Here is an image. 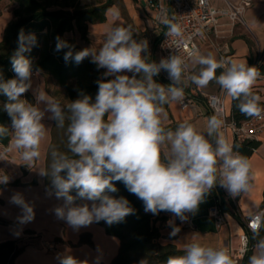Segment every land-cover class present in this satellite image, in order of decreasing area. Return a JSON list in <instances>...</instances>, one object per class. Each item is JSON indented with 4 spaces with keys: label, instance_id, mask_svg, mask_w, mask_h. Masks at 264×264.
Listing matches in <instances>:
<instances>
[{
    "label": "clouds",
    "instance_id": "clouds-1",
    "mask_svg": "<svg viewBox=\"0 0 264 264\" xmlns=\"http://www.w3.org/2000/svg\"><path fill=\"white\" fill-rule=\"evenodd\" d=\"M164 23L171 34H180L177 24L167 19ZM133 37L130 25L114 26L98 52L90 48L74 52L67 41L56 37L55 50L68 49L63 57L66 62L79 64L91 57L98 68L106 69L104 77H113L97 81L94 101L90 95L82 94L61 105L37 94L36 101L45 105L42 110L23 99L33 75L32 60L25 53L31 52L37 43L35 34H25L23 30L10 59L15 77L5 80L0 74V94L7 97L3 111L11 118V147L21 151L24 161L40 157L46 112L51 114L49 119L55 121L56 127L64 130L67 151L53 147L51 163L40 175L51 182L47 195L63 201L53 209L56 218L74 230L101 221L111 226L134 214L125 197L106 194L118 191L114 182H122L130 194L140 199L146 213L170 212L181 222L188 220L189 213L194 215L198 211L217 185L232 197L251 188L250 163L240 153V145L229 143L221 135L224 122L217 115L208 117L203 133L188 121L180 122L174 129L165 128L162 115L164 105L184 101L189 82L198 88L215 82L237 102L241 114L259 117L262 112L259 97L251 91L260 76L257 68L247 62L194 52L199 69L185 79L187 65L181 56L173 54L157 63L150 60L148 41ZM162 70L171 81L167 86L153 79ZM9 130L0 125V138L7 137ZM8 180L7 176L0 178V184ZM72 190H76L75 196ZM78 198L91 203L77 204ZM10 203L21 210L17 217L19 224L34 220V208L21 193H14ZM168 225L170 236H176L180 228L171 220ZM249 227L257 242L248 264H264V237L260 236L264 212L252 215ZM58 259L59 264H80L72 255ZM164 264H233V261L227 250L194 241L185 246L182 255L168 256Z\"/></svg>",
    "mask_w": 264,
    "mask_h": 264
},
{
    "label": "crops",
    "instance_id": "crops-1",
    "mask_svg": "<svg viewBox=\"0 0 264 264\" xmlns=\"http://www.w3.org/2000/svg\"><path fill=\"white\" fill-rule=\"evenodd\" d=\"M238 2L239 0H229ZM82 5H91L93 0H79ZM216 7L223 5L224 0H209ZM154 12L149 9L143 0H111L110 6L105 10V20L102 22L87 24V40L80 38L77 31L66 33L67 37L75 38L80 50L90 48L99 51L102 47L106 34L117 25L131 26L134 31V39L137 41L147 40L150 56L155 58L160 37L166 24L157 27L153 22ZM244 23H235L230 26L226 18H221L217 28L216 36L199 43L198 54H213L217 59L226 58L236 62H247L250 66L264 64V0H252L251 5L243 15ZM11 20V4L5 0L0 1V38L6 24ZM219 46H226L227 53L221 55ZM91 58V57H90ZM185 79L189 74L197 72L199 65L192 57L187 61ZM104 72L106 69H103ZM220 70H217L219 75ZM129 76L132 73H124ZM169 84L171 81L165 71L164 76L160 74ZM112 79L113 77H109ZM49 77H44L36 73L31 78V87L26 92L29 101H34L37 107L44 109L42 103L39 106L36 95L42 94L46 100L49 97L47 85ZM220 86L211 82L205 88H198L191 82L185 88V94L196 96L194 102L186 108H182L178 102L171 101L164 108L162 115L163 126H177L180 122L188 121L192 123L200 132H206L207 119L211 116L201 94L216 93ZM251 91L259 97L264 108V75H260L252 86ZM29 97L31 99H29ZM54 102V101H53ZM225 107L228 114H231V97L226 94ZM46 127L45 136L40 144V157L32 162H26L21 157V152L15 148L6 147L0 144V178L7 176L8 182L0 189V242L14 240L17 245H23V251L14 259L15 264H59V256L72 255L80 264H100L108 263L116 254L118 249V239L108 235L103 228L95 222L88 227H81L78 230L71 228L65 221L57 219L53 209L63 203L56 197L48 196L44 185V177L40 172L44 170V159L47 146L50 141L49 121L43 122ZM221 135L229 142L233 143V136L230 132H222ZM257 147L248 157L250 163V184L251 188L246 193H241L231 198L227 191L215 186L205 201L200 204L198 211L193 215L188 214V220L181 222L172 213H169L165 223L161 228L162 242H172L177 248L184 249L185 246L194 241H198L205 246L216 249H224L226 246L235 248L238 244L239 236L244 232V224L240 219H244L260 209L262 192H264V132L257 140ZM9 155V157H8ZM19 161L25 166L20 167ZM18 162V163H17ZM18 179L19 184L12 182ZM21 193L25 200L29 202L35 212L33 221L21 225L17 217L21 214L18 206L10 203V198L14 193ZM224 202L221 213L224 216V223L220 228L216 227L215 219L210 215V210L218 203ZM77 204L91 203L86 200L76 201ZM98 203V201H97ZM240 216L237 219L233 212ZM174 221L175 226L180 228L179 233L170 236L171 227L168 221ZM90 233L92 245L86 242H79L80 235ZM19 233V235H17ZM264 237V234H260ZM250 249L247 252L250 257L254 252V245L257 239H251ZM54 242L55 247L50 249L47 243ZM246 254V256H247ZM245 256V257H246ZM248 257V260H249ZM245 259V258H244ZM248 264V262H247Z\"/></svg>",
    "mask_w": 264,
    "mask_h": 264
},
{
    "label": "trees",
    "instance_id": "trees-1",
    "mask_svg": "<svg viewBox=\"0 0 264 264\" xmlns=\"http://www.w3.org/2000/svg\"><path fill=\"white\" fill-rule=\"evenodd\" d=\"M1 1V0H0ZM11 4V20L6 24L0 38V74L4 79H12L15 73L12 70L10 59L17 48L18 35L23 30L25 34L33 33L36 36V45L31 52L25 53L32 60L33 71L40 73L44 77H49L54 85L55 92H47L54 102L56 94L62 93L64 98L61 105H66L70 101L77 99L82 94L90 95L95 100L98 92L97 81L101 79H110L104 77L103 68L91 62V58H85L81 63L64 60V54L67 48L56 51V37L67 41L73 51H80V47L75 38L67 37L66 33L77 31L80 38L87 40V24L102 22L105 20V10L110 6L111 0H93L91 5H82L79 0H5ZM150 60L155 61L154 56ZM264 75V64H251ZM139 78V76H137ZM156 82L167 86L169 83L159 75L153 78ZM48 88V86H47ZM253 93V92H252ZM254 94V93H253ZM196 97V96H195ZM7 102V97L0 94V125L8 127L7 137L0 138V144L7 146L11 139V118L3 111V104ZM236 101L231 98V117L237 123L248 119L249 117L239 112L236 107ZM260 107L262 102L258 101ZM167 107V104L163 106ZM50 141L45 152L44 170L51 163L50 151L53 147L60 151H67V137L63 129L56 127L55 121L50 119ZM165 128L175 127L172 125ZM233 144L240 145L239 151L247 159L251 152L257 147L255 140H233ZM63 175V173H62ZM15 179L12 184H19ZM118 191L116 193H106L114 197H125L130 206L135 210L134 214L128 215L120 223L111 226L101 221L96 223L101 226L104 232L118 239L119 245L116 254L108 263L100 264H140L145 260L147 264H164L170 255H182L184 249H179L172 242H162L161 228L165 223L170 212L161 211L158 215L146 213L143 202L135 195L130 194L122 182H114ZM4 184H0V189ZM44 185L50 189L51 182L44 177ZM71 194L76 195V190ZM264 197V192H262ZM81 199H77L79 201ZM222 208L224 202L217 203ZM260 209L264 211V198H262ZM237 219L240 216L233 212ZM241 220V219H240ZM260 234H264V229ZM172 239L173 236H167ZM253 234H250V243H252ZM79 242H86L92 245L90 233L80 235ZM23 245H17L14 240H5L0 242V264H15L14 259L23 251ZM243 260L247 264L248 256Z\"/></svg>",
    "mask_w": 264,
    "mask_h": 264
},
{
    "label": "built area",
    "instance_id": "built-area-1",
    "mask_svg": "<svg viewBox=\"0 0 264 264\" xmlns=\"http://www.w3.org/2000/svg\"><path fill=\"white\" fill-rule=\"evenodd\" d=\"M143 2L154 12L153 22L157 27L163 25L164 20L167 19L177 24L181 29L179 35L171 34L168 25L163 30L156 51L157 63L161 59L175 54L181 56L187 64V61L194 57L193 53L199 52L200 42L211 38V35L216 36L221 18H226L232 27L235 23L243 24L244 12L251 5L252 0H239L238 2L224 0L223 5L219 7L213 6L209 0H143ZM218 50L221 55L227 53L226 46H219ZM36 73L33 71L31 78L35 77ZM226 94L221 88L216 93L201 94L211 116L215 114L224 122L220 131L230 132L233 140L237 141L259 140L260 134L264 132V108H261V116L249 117L237 123L226 111ZM194 99V95L185 94L184 101L178 102V104L182 108H186L194 102ZM231 198L233 199V197ZM256 212L264 211L259 209ZM256 212L241 219L245 229L239 236L237 246L224 248L230 255L233 264H243V260L251 248L250 234L252 232L249 223L250 217ZM210 215L215 219L216 227L220 228L225 220L218 204L210 210ZM47 245L50 249L55 247L54 242L47 243Z\"/></svg>",
    "mask_w": 264,
    "mask_h": 264
},
{
    "label": "rangeland",
    "instance_id": "rangeland-1",
    "mask_svg": "<svg viewBox=\"0 0 264 264\" xmlns=\"http://www.w3.org/2000/svg\"><path fill=\"white\" fill-rule=\"evenodd\" d=\"M160 74L161 75H163L164 76V74H165V72L164 71H161L160 72ZM15 77V76H14ZM48 90L52 93H54L55 92V87H54V85L52 84V80L49 78V83H48ZM46 89V90H47ZM57 96H56V101H58V102H63L64 101V98H63V96H62V93H59V94H56ZM49 97H51L50 95H49ZM23 99H28V95L25 93L24 95H23V97H22ZM29 99H31L30 97H29ZM29 103H34V101H29ZM39 104V106H41V104L42 103H38ZM51 114L50 113H45V117H44V119H43V122H46V121H49V116H50ZM12 136H13V134H12V132H11V139H12ZM9 145V144H8ZM11 147V146H10ZM17 151H19V150H17ZM21 152V151H20ZM8 157H9V155H8ZM18 163V162H17ZM19 166L20 167H22V166H25L24 164H26V163H22L21 161H19Z\"/></svg>",
    "mask_w": 264,
    "mask_h": 264
}]
</instances>
